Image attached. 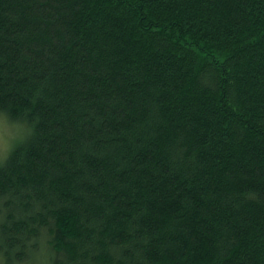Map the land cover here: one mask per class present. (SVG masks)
<instances>
[{
	"label": "trees",
	"instance_id": "1",
	"mask_svg": "<svg viewBox=\"0 0 264 264\" xmlns=\"http://www.w3.org/2000/svg\"><path fill=\"white\" fill-rule=\"evenodd\" d=\"M2 264H264V0H0Z\"/></svg>",
	"mask_w": 264,
	"mask_h": 264
},
{
	"label": "rangeland",
	"instance_id": "2",
	"mask_svg": "<svg viewBox=\"0 0 264 264\" xmlns=\"http://www.w3.org/2000/svg\"><path fill=\"white\" fill-rule=\"evenodd\" d=\"M26 128L9 121L5 116L0 115V162L8 152L23 140ZM0 264H2L0 262Z\"/></svg>",
	"mask_w": 264,
	"mask_h": 264
}]
</instances>
